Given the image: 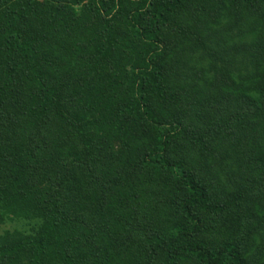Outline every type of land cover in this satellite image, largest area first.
Instances as JSON below:
<instances>
[{
	"label": "trees",
	"instance_id": "1",
	"mask_svg": "<svg viewBox=\"0 0 264 264\" xmlns=\"http://www.w3.org/2000/svg\"><path fill=\"white\" fill-rule=\"evenodd\" d=\"M0 264H264V0H0Z\"/></svg>",
	"mask_w": 264,
	"mask_h": 264
},
{
	"label": "rangeland",
	"instance_id": "2",
	"mask_svg": "<svg viewBox=\"0 0 264 264\" xmlns=\"http://www.w3.org/2000/svg\"><path fill=\"white\" fill-rule=\"evenodd\" d=\"M13 227H19V228H24L25 225L21 222L14 221V222H6L2 225H0V231L5 228H13Z\"/></svg>",
	"mask_w": 264,
	"mask_h": 264
}]
</instances>
